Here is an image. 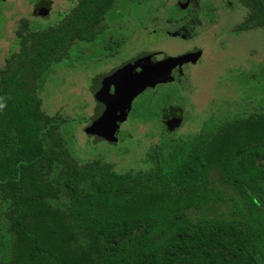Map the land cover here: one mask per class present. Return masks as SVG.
<instances>
[{"label": "trees", "instance_id": "1", "mask_svg": "<svg viewBox=\"0 0 264 264\" xmlns=\"http://www.w3.org/2000/svg\"><path fill=\"white\" fill-rule=\"evenodd\" d=\"M137 1L73 0L57 22L16 36L12 96L0 80V264H264V96L258 109L209 115L186 139L170 133L176 120L161 121L174 88L143 96L125 116L155 121L158 143L143 170L123 174L101 159L78 164L60 133L66 119L39 111L56 65L83 62L80 44L110 45L109 22ZM237 2L240 31L264 27V0ZM258 72L241 87L262 88ZM215 169L236 196L229 219L196 213L222 200Z\"/></svg>", "mask_w": 264, "mask_h": 264}, {"label": "rangeland", "instance_id": "2", "mask_svg": "<svg viewBox=\"0 0 264 264\" xmlns=\"http://www.w3.org/2000/svg\"><path fill=\"white\" fill-rule=\"evenodd\" d=\"M50 1V7L38 6V0H6L7 5H0V31L7 36L11 45V56L0 66V80L7 87V93L12 96L16 89V81L20 76L19 57L14 35L30 33L41 28L42 18L50 10H64L69 4L64 0ZM177 0H154L146 2L137 17L129 16L121 26L114 27L115 32L130 36L126 48L125 59L136 52L159 50L163 53L177 55L190 49H201V58L192 65H187L183 73L187 76L189 86L178 93L181 109L185 119L169 130L175 137L183 139L191 137L200 131L202 123L209 115L241 114L243 111L258 109V99L264 96V86L259 90H247V85L241 87L247 76L258 75V70L264 67V27L249 31H240L239 27L247 15V10L240 4H233L231 9L225 6L224 0H201L208 5L214 14L213 22L204 15L201 26L194 29V36L187 41L177 38H164L156 43L141 45L145 30L153 23L166 26L167 8ZM132 11V10H130ZM137 14L135 11L134 14ZM135 14V15H136ZM10 33L6 30V20ZM22 18V19H20ZM143 21V22H142ZM2 23V24H1ZM17 23V27H16ZM16 27V28H15ZM191 32V30H189ZM138 48V50H133ZM4 42L0 41V64L4 61ZM84 62V60H83ZM83 62L79 63L84 65ZM75 66V63H73ZM86 64L84 65L85 68ZM92 65H90L91 69ZM100 67V66H99ZM97 67V68H99ZM105 70V69H104ZM103 70V71H104ZM100 71V72H99ZM96 76L89 70H69L59 65L48 75L39 94V111L43 117H62L60 133L78 164L101 159L112 165L116 173L139 172L143 170V160L153 145L158 143L159 130L153 122L143 123L139 119L125 116L120 121L118 138L108 143L100 138L92 137L87 131L85 118H92L100 111L102 105L94 99L92 88L97 85L96 77L103 72L99 69ZM93 83V84H92ZM254 94L255 98H251ZM148 94L145 96L147 97ZM247 96L250 97L247 99ZM143 98V97H142ZM139 98V99H142ZM136 100L132 109L138 105ZM174 104H178L173 101ZM131 111V110H130ZM165 116V115H164ZM80 120V121H79ZM212 173L214 187L221 193V201L210 204L207 210L198 211L197 216L213 218L220 215L223 219L231 218L234 207L231 200L235 199L226 178L219 169ZM194 217V213L190 215Z\"/></svg>", "mask_w": 264, "mask_h": 264}, {"label": "flooded vegetation", "instance_id": "3", "mask_svg": "<svg viewBox=\"0 0 264 264\" xmlns=\"http://www.w3.org/2000/svg\"><path fill=\"white\" fill-rule=\"evenodd\" d=\"M66 3L69 4V7L64 10H50L49 14L42 18L41 23H43L46 20H50L51 22H57L60 17H62L72 6L73 0H64ZM154 0H138L137 3L134 4H128L125 5L126 7L123 8V10H118V17L116 21L112 20L109 22L108 31L112 32V36L107 40L110 42V45H104V42L99 41L93 46L90 44H80L81 51H79L81 54H78L77 56H81L82 59H84L83 64L81 65L78 62V59L74 58L75 66L72 68L67 67L69 70H89L90 73L94 76H96V71H99L101 69L103 72L99 77H96L97 85L95 88H92L93 96L96 101L100 105H102L100 111L95 113V116L92 118H87L88 126L87 129L91 126L92 121L97 117L98 114L103 112L107 105H108V99L107 96L113 95L114 88L113 84L116 82L118 74H120L124 69H131L130 74H135L140 71V66L144 65L145 63H149L150 65H153L157 62L163 61L165 58H171V57H177L183 54L188 53H196L199 52L200 55L197 60H192L187 63H183L182 65H178L173 67L168 74L165 75L163 79H160L156 83H154L151 87L144 90L138 97H136L129 108V110L133 103L138 100L139 98L145 97L147 94L148 96H151L153 99H156L157 97L160 98V91L164 90L166 88H174V96H170L169 100L176 101L178 104L176 105H168L166 108H164L161 111V121L163 124H166L169 128V124L177 121L176 123H179L185 113L183 114V110L181 109V101L180 99H177L178 93H180L181 90L187 89V86H189V81L187 76L183 73V69L187 65L195 64L202 56V50L201 49H190L186 50L180 54L172 55L163 53L159 50H148V51H140L136 52L134 55L128 57V59H125L124 56H126L125 51L126 48L129 46L130 42V36L127 34H122L119 32H115L113 30L114 27L121 28L120 25L123 24L126 18H128L130 15L133 17H137L140 13V10L142 9V6L146 2H152ZM180 0H177L174 5L169 6L167 8V15L165 19L166 26H162L159 23H153V25L150 27V29L145 30V34L143 35L142 42H140L141 45H147V43H158V40L164 39V38H177L181 41H187L191 35L192 38L194 36V29L201 26V19L204 15L208 16V20L213 22L214 14L211 12L210 8H208V5L202 2L201 0H183L181 3H179ZM224 5L229 7L233 6V4H240L237 2V0H224ZM3 4L4 6L7 5L6 0H0V5ZM38 6L40 7H50L51 2L50 1H44V0H38ZM241 5V4H240ZM132 10V11H130ZM137 12L135 15L134 12ZM0 14L3 15V22H5L4 13ZM22 19V18H20ZM8 21H10V17L6 20V30L9 27ZM49 21V22H50ZM143 22V21H142ZM1 23V24H2ZM17 27V23H16ZM15 27V28H16ZM191 30V32L189 31ZM7 32L10 33V30L8 29ZM14 35V39L16 42V31ZM24 34V33H21ZM3 39L4 42V61L0 64L1 67L4 66L5 61H7L11 56V45L9 41H7V36L4 34L3 31H0V41ZM117 42V44H114ZM17 47V43H16ZM18 50V48H17ZM133 50H138V48H133ZM19 51V50H18ZM17 51V52H18ZM130 54V52H129ZM90 65H92L90 69ZM59 65H56V67ZM100 66V67H99ZM55 67V68H56ZM66 67V66H65ZM99 67V68H97ZM105 69V70H104ZM104 70V71H103ZM100 72V71H99ZM116 74V75H115ZM93 84V83H92ZM104 91V92H103ZM179 97V96H178ZM162 103V102H161ZM160 105V103H158ZM175 112L176 114H170V112ZM165 115V116H164ZM127 117L129 115L127 114ZM124 119V117H123ZM120 121H123L122 119ZM120 121L117 122L118 129L115 133V139L118 138V133L120 131ZM155 125V121H151ZM158 130L160 128L157 127ZM167 129V128H166ZM165 129V130H166ZM92 137H96L93 134H90ZM101 139V138H100ZM103 140V139H102ZM115 140V141H116ZM108 142V141H107ZM110 143V142H109Z\"/></svg>", "mask_w": 264, "mask_h": 264}, {"label": "water", "instance_id": "4", "mask_svg": "<svg viewBox=\"0 0 264 264\" xmlns=\"http://www.w3.org/2000/svg\"><path fill=\"white\" fill-rule=\"evenodd\" d=\"M182 1L180 0L179 3ZM199 55V52L188 53L165 58L153 65L145 63L140 66V71L135 74H130L132 67L129 70L124 69L118 74L116 82L113 84V95L107 96L108 105L106 109L92 121L89 133L105 141L115 142V133L118 129L117 122L125 117L132 101L144 90L163 79L173 67L197 60ZM170 114L176 113L173 111Z\"/></svg>", "mask_w": 264, "mask_h": 264}]
</instances>
